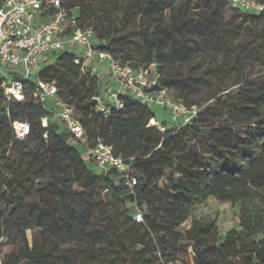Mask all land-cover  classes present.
Here are the masks:
<instances>
[{
  "label": "trees",
  "instance_id": "1",
  "mask_svg": "<svg viewBox=\"0 0 264 264\" xmlns=\"http://www.w3.org/2000/svg\"><path fill=\"white\" fill-rule=\"evenodd\" d=\"M121 1L62 5L122 63L139 68L156 62L160 84L179 91L176 100L197 106L200 85L210 88L206 99L215 102L200 106L181 127L164 121L165 131L150 124L154 109L129 94L120 95L123 107L113 105L105 115L94 99L103 86L98 75L83 70L73 51H54L55 62L39 77L56 83L74 107L87 137L83 144L35 95V79L24 80L23 99H9L0 68V238L17 248L3 264H166L189 247L195 264H264V12L228 0ZM118 10L138 22L143 63L119 49L129 35L112 15ZM210 52L218 59L198 67H205L200 75H193L195 64L186 76L159 66L166 56L189 62ZM19 120L30 123L23 140L14 128ZM98 138L132 160L134 193L116 169L94 170L72 144L94 146ZM211 197L240 209L238 226L223 238L215 218L194 216ZM137 208L143 221L135 219ZM189 218L191 226L179 233Z\"/></svg>",
  "mask_w": 264,
  "mask_h": 264
},
{
  "label": "built area",
  "instance_id": "2",
  "mask_svg": "<svg viewBox=\"0 0 264 264\" xmlns=\"http://www.w3.org/2000/svg\"><path fill=\"white\" fill-rule=\"evenodd\" d=\"M63 1L3 0L0 3V63L3 66L2 70L6 68L10 70L11 78L8 80L3 71V84L9 99H23L24 80L35 79L37 82L35 95L43 102L52 99L57 107V114L67 130L83 144H87L84 127L74 107L59 96L56 83L47 82L39 77L40 70L54 51L77 47L78 51L74 52L75 62L81 64L83 70L97 74L100 80L108 78V82L103 84L108 97L103 96L101 92L94 96L97 108L105 115L110 112L113 105L123 107L124 102L120 95L129 94L151 107L157 106L164 110L167 113L164 121L167 120L177 127L192 121L199 109L195 105L189 107L184 102L176 100L172 95V89L160 84L161 73L156 62L136 68L129 63H122L111 52L99 48L94 29L80 25L75 15H70L63 7ZM228 1L232 6L245 11H253L256 14L264 12V4L257 0ZM49 8L54 9L53 13L43 16ZM103 67L107 68V71L99 72ZM164 121L154 117L150 124L165 131L167 125ZM43 123L47 124V118L43 119ZM14 128L17 137L23 140L29 134L30 123L15 121ZM85 148L100 171L116 169L129 190L135 192L138 172L131 159L117 156L113 147L100 138L94 146ZM135 219L137 221L144 219L139 208L135 213ZM188 255L187 260L178 259L166 264H195V252L192 247H189ZM0 264H3L1 257Z\"/></svg>",
  "mask_w": 264,
  "mask_h": 264
},
{
  "label": "rangeland",
  "instance_id": "3",
  "mask_svg": "<svg viewBox=\"0 0 264 264\" xmlns=\"http://www.w3.org/2000/svg\"><path fill=\"white\" fill-rule=\"evenodd\" d=\"M116 1V0H111V2ZM122 3V1L120 0V4ZM112 6V5H109ZM253 12V11H250ZM113 17L116 18V20L120 23L121 28L123 29V31H126L127 34L129 35L128 39L129 42L127 44L124 45H120L119 49H125L127 52L129 53L131 52L132 54H135V59L134 62L137 63H143L142 60V56L144 54V44H143V39H142V34H141V30L140 27L138 25V22L135 21L134 19L131 18H126V15L121 11L118 10L116 12H114ZM67 49L73 51V52H77L78 48H70L68 47ZM123 54L120 55V57L123 58ZM199 58H204V56H198L196 58V60L193 61H181V60H172L169 58V56H166V61L165 62H161L159 64L160 67H162V70L164 73H169L171 72L173 75H181V76H186L189 73V70H191V67L193 64H195V67H197L195 69V72L193 73V75L197 74L200 75L205 71V67L199 69L198 67H201L202 65L208 66L209 64H214L215 61H217L218 56L217 54L214 53H206V57L205 59H203L202 62L198 63V59ZM43 59V58H42ZM49 61L45 60V65L49 62V63H54L55 62V58L49 56L48 57ZM198 66H197V65ZM200 65V66H199ZM0 68H3V66L0 63ZM96 70L98 71V68H96ZM6 75H7V80L11 78V75H9V69L6 68L3 70ZM103 71V73H105L107 71V68L103 67L102 69L99 70V72ZM104 76V75H103ZM102 85L104 83L108 82V78L105 79H101ZM112 82L115 83V81L112 79ZM232 80H230L228 82L231 83ZM199 87V92L194 96L195 98H198L199 104L196 106L198 109L200 108V106H208L211 105L215 102V99H209L207 100V96L209 94H211L210 92V88H207L206 86H200ZM237 89L236 87H234V90ZM102 93L103 96L108 97V94L105 91V88L102 86V89L100 91ZM179 91H176V89H174L172 91V95L175 99H177V95H178ZM224 93V92H223ZM48 105L52 108H54V118L59 120V123L61 125V127L64 126V123L62 120H60L59 116H58V111H57V107L54 104V101L52 99L48 100ZM154 111L156 112V118L159 121H164L167 118V113L162 110L159 109V107L157 106H152ZM57 111V112H56ZM167 121V120H166ZM168 122V121H167ZM170 125H174L172 123H169ZM196 141L198 143V146L200 148V151L203 153H206L208 150V146L207 143L205 141V139L203 138L202 135H198L196 136ZM72 144L74 146H76L80 152L82 153L83 157L88 161V163L91 165V167L96 170V171H100L98 166L90 159L87 150L85 148L84 145H82L81 143H76L72 141ZM62 172V167H59L56 169L55 174H59ZM170 172V169L167 170V173ZM165 179V178H164ZM240 213V209L238 206H234L231 203H222L220 201H218L216 198L211 197L209 198L205 203L199 205L195 212H194V216L197 217H210V218H215L217 221V225L219 228V232H220V237L223 238L226 234L227 231H229L232 228H235L238 226V215ZM191 226V218H189L186 222H184L182 225H180L177 229V231L179 233L184 234L189 227ZM28 236L29 239L31 238L30 232H28ZM17 250V248L13 245H10L7 241V239L5 240H1L0 241V257L2 258V260H4L5 255L15 252ZM178 257L181 261L183 260H187L189 255H188V249L185 252H181L180 254H178Z\"/></svg>",
  "mask_w": 264,
  "mask_h": 264
}]
</instances>
